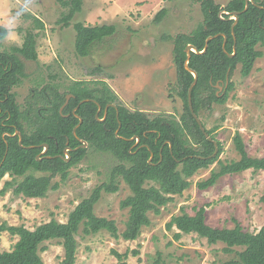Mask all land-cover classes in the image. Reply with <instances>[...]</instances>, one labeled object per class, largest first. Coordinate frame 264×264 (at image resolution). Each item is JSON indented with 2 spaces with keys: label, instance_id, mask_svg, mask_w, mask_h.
Returning a JSON list of instances; mask_svg holds the SVG:
<instances>
[{
  "label": "trees",
  "instance_id": "obj_1",
  "mask_svg": "<svg viewBox=\"0 0 264 264\" xmlns=\"http://www.w3.org/2000/svg\"><path fill=\"white\" fill-rule=\"evenodd\" d=\"M198 1L203 22L192 33L179 34L172 41L178 70L175 90L184 104V113L179 120L172 116H151L143 111L129 110L118 103V95L104 81L102 88L90 87L88 81H76L66 92H60L59 86L49 84L42 89H34L25 105L21 106L13 90L27 78V68L39 62L38 35L28 30L22 46L0 49V183L6 176L12 178L5 182L1 195L10 189L16 196L39 199L51 190L57 191L60 185H52V181L57 177L65 181L69 170L86 156L88 149L81 148L83 144L80 140L86 141L90 148L111 153L119 160L109 174V181L82 201L70 213L66 223L52 220L34 230L24 226H1L0 232L7 231L19 239L11 251H0V264H45L40 252L47 249L45 243L52 241H59L64 247L62 264H75L78 250L76 239L81 228L85 236L107 231L112 238L136 241L143 227L150 225V213L161 214L162 208L174 203L177 196H183L191 187L192 178L198 172L210 169L217 161L218 168L211 171L210 177L198 182L200 190L213 187L225 176L249 170L264 171V157L250 156L240 133L235 135L233 141L240 160L219 161L222 152L219 142L218 154L213 157L216 146L201 131L189 108L188 94L195 77L185 68L186 48L192 45L199 52H192L189 61V67L198 75V82L192 91V104L197 115L214 103L225 104L232 83L220 95L215 85L225 82L227 77L231 80L238 67L243 75L248 76L255 61L262 57L257 47H264V9L260 8H264V0H255L256 5L250 4L248 11L240 14L234 33L232 14L244 11L246 0H232L225 7L217 5L214 0ZM62 4L68 8V12L61 22L69 26L81 11L83 0H64ZM167 15L168 9L163 8L156 14L154 22L161 23ZM36 21L37 27L43 29L44 24ZM74 30L76 53L80 57H87L97 43L113 36L117 27L113 24L86 26L78 22L74 24ZM8 32L7 28L0 26V44ZM215 36L218 37L212 39L206 52L202 53L207 39ZM225 37L227 43L224 49ZM100 72L101 68L97 67L90 75ZM67 95L72 97L61 113ZM81 102L84 103L80 105ZM99 105L102 111L97 119ZM80 119L82 123L79 125ZM17 132L22 135L23 146L20 145L19 136H14ZM206 132L210 136L213 134V130L206 129ZM136 138L140 139L138 143ZM212 138L215 140V136ZM43 144H47L49 149L41 156L42 160H38L37 157L44 150L38 146ZM28 146L34 148H24ZM68 147L72 151L67 162L63 158H66L64 151ZM151 154L154 157L150 163ZM34 173L44 175L35 176ZM16 178L22 180L17 181ZM119 180H123L131 191V195L121 202V208L129 210L126 229L122 234L114 220L100 218L94 211L102 192L119 191ZM206 220L205 207L199 208L193 216L182 209V214L173 216L166 228L170 232L176 230V241H180L183 235L196 234L206 239L209 245L224 243V251L234 256L221 264H264V227L251 233L240 225L233 229L213 228ZM236 248H242V251ZM112 254L118 264H129L128 253L112 250ZM132 255L138 256L139 251L134 250ZM155 264L166 263L159 257Z\"/></svg>",
  "mask_w": 264,
  "mask_h": 264
},
{
  "label": "rangeland",
  "instance_id": "obj_2",
  "mask_svg": "<svg viewBox=\"0 0 264 264\" xmlns=\"http://www.w3.org/2000/svg\"><path fill=\"white\" fill-rule=\"evenodd\" d=\"M63 1L0 0V26L16 34L15 40L5 38L1 42V50L22 46L28 30L38 35L39 62L27 68V78L14 88L17 102L24 106L34 89L49 84L66 92L76 81H88V86L96 88H102L104 81L118 95V103L129 110L179 120L184 104L175 90L178 70L172 41L179 34L192 33L203 22L199 1L83 0L81 11L69 26L61 22L68 12ZM214 1L225 7L232 0ZM26 2L30 11L18 17L14 26L8 25ZM163 8L168 9V15L161 23H155L156 14ZM36 20L44 24L43 29L37 27ZM78 22L86 26L113 24L117 32L97 43L89 56L80 57L75 48L74 24ZM257 49L262 57L255 61L250 74L243 75L238 67L229 80L227 86L232 83V88L226 103H214L198 115L205 128L213 130L215 141L221 143L218 160L225 163L241 159L233 142L237 133L241 134L250 156L264 157V47ZM97 67L101 72L90 75ZM226 83L227 79L215 85L218 95L224 92ZM86 149L85 158L69 170L65 181L60 177L52 181V185H60L58 190L49 191L43 198L16 196L10 189L1 195L5 182L12 180L6 176L0 183V227L24 226L34 230L52 220L66 223L82 201L109 181L111 170L119 164L111 153L90 148L89 144ZM215 168L218 161L210 169L198 172L191 187L183 196H177L174 203L162 208L161 214L150 213L151 223L143 227L136 241L112 238L107 231L85 236L81 228L76 239L75 264H118L112 250L128 253L129 264H155L159 257L166 264H221L231 259L234 255L224 251V243L209 245L196 234L183 235L176 241V230L170 232L166 228L173 216L182 214V209L193 216L202 207L206 209L207 224L213 228L233 229L240 225L246 232L255 233L264 227V171L225 176L213 187L200 190L198 182L208 179ZM130 195L128 185L119 180V191L102 192L94 207L98 217L116 222L120 234L125 231L129 217V210L121 208V202ZM18 239L7 231L0 232V251H11ZM45 247L40 252L44 263L62 264L65 250L59 241L45 243ZM134 250L139 251L138 256L132 255Z\"/></svg>",
  "mask_w": 264,
  "mask_h": 264
},
{
  "label": "water",
  "instance_id": "obj_3",
  "mask_svg": "<svg viewBox=\"0 0 264 264\" xmlns=\"http://www.w3.org/2000/svg\"><path fill=\"white\" fill-rule=\"evenodd\" d=\"M250 4L256 5L255 0H246V7H245L244 11H242V12H238V11L233 12V14H232V19H234V21H235L234 24H233V26H232V32H233V33H234V28H235L236 24H237L238 21H239V16H240V14L245 13L246 11H248V9H249V7H250ZM260 8H261V9H264L263 7H260ZM216 37H218V36H215V37H209V38L207 39L206 46H205V50H204L202 53L206 52V50L208 49V46H209V42H210L212 39L216 38ZM226 43H227V38L225 37V42H224V46H223L224 49H225V47H226ZM192 52H194V53H199L198 50H197L194 46H192V45H188L187 48H186L187 60H186V62H185V68H186L189 72H191V73L194 75V77H195V80H194L193 84L191 85V87H190V89H189V94H188L189 108H190V111H191L192 115L194 116L195 120L197 121V123H198V125H199L201 131L205 134L206 138H207L209 141L214 142V144H215V146H216V151H215V153L213 154V157H215V156H217L218 151H219V149H218V143H217V141L213 140V138H212V137L206 132V129H205L203 123L201 122L199 116L194 112V108H193V104H192V91H193V88L195 87L196 83L198 82V75H197V73L194 72V71L189 67V61H190V59H191V53H192ZM202 53H200V54H202ZM234 55H235V53L232 54V55H230V57H233ZM228 84H229V77H227L226 87H228V86H227ZM71 97H72V96H71ZM71 97H68V100L66 101V104H64V105L62 106V108H61V110H60L61 113L63 112L64 108H65L66 105L68 104L69 99H70ZM87 101H89V100H85V102H87ZM82 103H84V102H81L80 105H81ZM108 108H109V105L106 107V114H107V110H108ZM77 109H78V107L75 109V111H76ZM101 111H102V107L99 105V110H98V113H97V115H96L97 119H99V113H100ZM104 120H105V119H103L102 121H104ZM81 123H82V119H80V123H79V125H80ZM77 129H78V126L74 128V134H76ZM120 129H121V124H120V126H119L118 131L116 132L117 136H118V133H119ZM14 136H19V142H20V145L23 146V138H22V135L20 134V132H17ZM134 139H135V138H133L132 140H134ZM136 139H137V143H138V142L140 141V139H139V138H136ZM80 142H82V144H83V145L81 146V148L86 149L87 146H88V143H87L86 141H84V140H80ZM38 147H42V148L44 149L43 152L37 157L38 160H42L41 156H43L44 154H46V152H47L48 149H49V146H48L47 144H43V145L38 146ZM24 148H26V149H32V148H34V147H33V146H28V147H24ZM71 151H72V149L69 148V147H68L67 149H65V151H64V153H65V155H66V158H63V159H65L67 162L70 160V154H69V152H71ZM60 157H61V156H60ZM153 157H154V155L151 154V158H150V160H149L150 163H151V161L153 160ZM48 158H50V157H48Z\"/></svg>",
  "mask_w": 264,
  "mask_h": 264
},
{
  "label": "clouds",
  "instance_id": "obj_4",
  "mask_svg": "<svg viewBox=\"0 0 264 264\" xmlns=\"http://www.w3.org/2000/svg\"><path fill=\"white\" fill-rule=\"evenodd\" d=\"M30 11V7H29V3H24L21 10L17 11L15 13V15L13 17H11V19L7 22L8 25H15L17 18L20 17L24 12H28ZM7 39H12L15 40L16 39V34L15 32L9 30V32L7 33Z\"/></svg>",
  "mask_w": 264,
  "mask_h": 264
},
{
  "label": "flooded vegetation",
  "instance_id": "obj_5",
  "mask_svg": "<svg viewBox=\"0 0 264 264\" xmlns=\"http://www.w3.org/2000/svg\"><path fill=\"white\" fill-rule=\"evenodd\" d=\"M216 87H217V86H216ZM225 88H226V87H225ZM224 92H225V90H224ZM224 92H223V93H224ZM217 94H218V92H217ZM71 96H72V95H67V96H66V101L68 100V97H71ZM70 99H71V98H70ZM70 99H69V101H70ZM68 103H69V102H68ZM65 104H66V102H65ZM67 105H68V104H67ZM67 105H66V106H67ZM61 108H62V107H61ZM65 108H66V107H65ZM65 108H64V109H65ZM60 110H61V109H60ZM63 111H64V110H63ZM73 111L75 112V110H73ZM62 113H63V112H62ZM40 146H41V145H40Z\"/></svg>",
  "mask_w": 264,
  "mask_h": 264
}]
</instances>
